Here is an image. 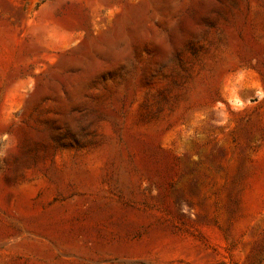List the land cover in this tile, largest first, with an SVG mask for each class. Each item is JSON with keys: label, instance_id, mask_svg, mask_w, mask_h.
I'll return each instance as SVG.
<instances>
[{"label": "rangeland", "instance_id": "rangeland-1", "mask_svg": "<svg viewBox=\"0 0 264 264\" xmlns=\"http://www.w3.org/2000/svg\"><path fill=\"white\" fill-rule=\"evenodd\" d=\"M0 264H264V0H0Z\"/></svg>", "mask_w": 264, "mask_h": 264}, {"label": "trees", "instance_id": "trees-1", "mask_svg": "<svg viewBox=\"0 0 264 264\" xmlns=\"http://www.w3.org/2000/svg\"><path fill=\"white\" fill-rule=\"evenodd\" d=\"M215 11H216L217 13H220V11H219L218 9H215Z\"/></svg>", "mask_w": 264, "mask_h": 264}]
</instances>
